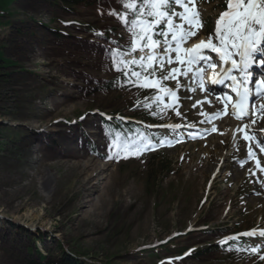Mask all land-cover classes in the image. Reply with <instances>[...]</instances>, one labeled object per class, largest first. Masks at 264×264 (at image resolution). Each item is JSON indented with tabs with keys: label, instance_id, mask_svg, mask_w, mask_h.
I'll list each match as a JSON object with an SVG mask.
<instances>
[{
	"label": "rangeland",
	"instance_id": "374dc122",
	"mask_svg": "<svg viewBox=\"0 0 264 264\" xmlns=\"http://www.w3.org/2000/svg\"><path fill=\"white\" fill-rule=\"evenodd\" d=\"M198 4L212 34L220 8L205 0ZM120 10L122 5L115 2L65 9L55 0H17L12 15L3 20L7 24L0 27V48L16 66L0 69V264H27V247L47 254L57 253L58 244L93 264H156L158 257H150L147 249L165 241L189 248L158 264H233L189 256L208 242L200 230L264 231V167L247 164L248 145L236 142L237 136L224 140L223 125L202 139H175L164 132L166 137L158 133L147 149L119 150L114 145L97 115L116 109L128 116L131 94L100 91V83L111 76L115 48L126 51L130 45L126 26L110 14ZM73 22L90 25L96 33L110 29L112 34L104 38ZM51 29L67 35L57 36ZM144 54L137 51L128 59ZM171 68L158 67L157 77ZM162 86L176 88L177 81L166 80ZM189 97L182 93L164 100L154 112L167 122L206 128L201 115L206 108L196 107V99L183 101ZM262 128L264 121L258 131ZM146 139L132 144H147ZM82 156L96 157L104 171L96 181L106 185L97 215L84 207L78 169L68 164ZM34 172L52 181V188L42 191L31 184ZM250 245L257 252L244 254L237 264H264L262 238H248L243 250Z\"/></svg>",
	"mask_w": 264,
	"mask_h": 264
},
{
	"label": "snow or ice",
	"instance_id": "6c2138e0",
	"mask_svg": "<svg viewBox=\"0 0 264 264\" xmlns=\"http://www.w3.org/2000/svg\"><path fill=\"white\" fill-rule=\"evenodd\" d=\"M121 2L124 11L119 14L115 12L110 14L117 15L129 31L130 48L127 53L119 50L114 52L112 63L115 69L127 78L126 82L133 83L139 88L156 87L168 96H175V92L163 87L162 82L177 80L178 75H188L193 71L192 66L201 62H206L207 67L215 69L218 66L217 63L212 62V58L206 56L203 51L210 49L218 55L220 66V72L215 74L211 83H223L225 79L231 80L236 100L233 103V98L226 95L221 102L227 101L232 104V115L237 120H243L245 116L250 115L245 106L253 93L258 98L264 97V78L254 81V89L248 86L249 80L253 78L251 71L253 67L264 68V0H225L226 10L218 18L215 28V39L218 43L214 44L213 38L209 37L207 43L200 41L191 48H183L182 45L196 34L193 29L199 23V17L197 12L191 10L195 8V0H121ZM176 9H182V11ZM161 48L163 55L156 51ZM137 51L145 54L139 58L124 59L125 55L131 56ZM172 53H175V58L171 55ZM176 62L183 67L171 68L167 75L157 77V66L160 71H163L166 64L171 65ZM225 65L230 66L225 67ZM136 68L140 71H136ZM203 71L204 68H199L194 73L195 76L201 77L200 87L202 89L204 86L201 75ZM234 72L238 73L239 77L233 75ZM133 77L136 79L133 80ZM142 77L145 83H138L137 81ZM153 77L155 79H152ZM177 88H179L178 80ZM153 99L160 100L161 97L157 96ZM217 99L221 98L217 97ZM166 107H172V105H166ZM152 114L157 115L158 113L153 112ZM201 115L206 117L207 122H211L212 119L219 118L220 113H201ZM204 122L201 121V123ZM245 127L248 131L245 132L244 139L255 141L264 152V143L255 140L251 128L248 125ZM213 130L215 131V128ZM237 130L244 131V129ZM113 143L119 150L151 147L150 144L134 145L127 138L120 136H115ZM163 143L165 142L161 141V145ZM252 155V148L249 147V159ZM254 234V232L245 233V235ZM260 234L264 235V231ZM230 239H235V237ZM226 242L221 241L222 244ZM251 251L256 253L257 249L253 248ZM261 259H264V256Z\"/></svg>",
	"mask_w": 264,
	"mask_h": 264
},
{
	"label": "trees",
	"instance_id": "16d2710c",
	"mask_svg": "<svg viewBox=\"0 0 264 264\" xmlns=\"http://www.w3.org/2000/svg\"><path fill=\"white\" fill-rule=\"evenodd\" d=\"M17 0H0V27L2 24L6 25L7 21H3L12 15L11 7ZM58 4L65 8L69 9L71 7L79 6V5H89V4H109L111 2L119 3L122 5L121 0H55ZM124 11L120 10L117 13H122ZM119 20V19H118ZM120 21V20H119ZM121 22V21H120ZM80 29L90 30L91 32L96 33L93 27L87 24L73 22L71 23ZM51 31L57 36H66V32L59 29H51ZM96 34L103 36L104 38H108L109 34H112L110 29H102V31L97 32ZM119 50V49H117ZM120 51V50H119ZM122 52V51H120ZM16 63L12 61L10 58L4 56L3 51L0 48V69H5L7 67L16 66ZM136 71H140L139 68L135 69ZM147 73H145L146 75ZM133 80L136 78L133 77ZM127 78L123 75L122 72L117 71L115 67L112 65L111 76L100 83V91L102 93H129L132 96L126 101L125 110L128 112V116L131 119H136L145 122H154L158 121V116L153 115L152 113L155 110L157 105L146 103L147 98L151 95L152 91L146 88H139L133 85V83L126 82ZM143 77L137 81L138 83H142ZM146 105H148L146 107ZM111 114L120 113V111L116 109L110 110ZM108 128H113L114 125H117L116 128L122 135L125 137L138 136V132H140V125H137L133 122L123 123L118 119L113 120V124L105 122ZM115 131V129H113ZM238 228L233 229L232 231H236ZM203 235H205L208 239V242L200 248L197 247L192 253L191 256L195 259L209 258V259H217V262L223 263H238L240 257V253L236 252L232 249V243H214V238H218L223 234L229 232L228 229H220L216 228L211 229L209 227L200 230ZM58 252L57 253H47L43 254L39 251H32L30 247L26 248L27 255L29 259L27 260V264H93L87 262L86 259L83 258L82 255L76 252H66L65 249L58 244ZM187 246L179 245L177 243L167 242L164 244H160L155 247H151L147 250V253L150 257L161 258L166 256H175L181 254ZM213 257V258H211ZM234 264V263H233Z\"/></svg>",
	"mask_w": 264,
	"mask_h": 264
},
{
	"label": "bare ground",
	"instance_id": "6f19581e",
	"mask_svg": "<svg viewBox=\"0 0 264 264\" xmlns=\"http://www.w3.org/2000/svg\"><path fill=\"white\" fill-rule=\"evenodd\" d=\"M34 56V55H33ZM65 80V79H64ZM64 83V82H63ZM71 85V84H70ZM66 86V85H65ZM64 86V87H65ZM63 87V86H62ZM67 87V86H66ZM65 90V89H64ZM64 92V91H63ZM67 92V91H66ZM72 92V90H71ZM207 95V94H206ZM53 97V96H52ZM73 97V96H72ZM57 98V97H56ZM59 99V98H58ZM57 99V100H58ZM53 101V99H52ZM189 100L186 99L185 102H188ZM210 101V100H209ZM205 103V101H201L200 104L203 105L204 108H208V107H211L210 105H214L215 107L217 106L216 102L215 101H210L211 103ZM50 102V101H49ZM48 102V103H49ZM56 103V102H55ZM63 103V100H60L59 101V104H62ZM62 106V105H61ZM213 106V107H214ZM54 107V106H53ZM51 109V108H50ZM62 112V111H61ZM217 112L220 113L219 117L220 118H223V112L221 111V108L219 107L217 109ZM215 112V113H217ZM264 112V109L263 108H260L259 109V112ZM50 116V115H49ZM31 120V119H30ZM252 120V118H251ZM23 121V120H22ZM231 122V121H230ZM88 123V122H87ZM209 124H212V128H217L218 124L220 125H223L225 128H222V135L224 137V140H228L231 138V140L233 139L234 136L237 135V130L234 126V124H229L228 120L226 119H222L221 121L217 122V120H211V122H208ZM33 124V123H32ZM36 124V123H35ZM34 124V125H35ZM89 124V123H88ZM241 124H246V121H242ZM239 124V127L240 125ZM25 125V124H24ZM44 125V124H43ZM87 125V124H86ZM226 125H229V127H226ZM246 125H248L250 128H251V131L252 133L254 134V137H255V140H258L262 143H264V129L262 131V133L259 134V136L256 134V131L254 130V126H252V124H250V122H248ZM49 126V125H48ZM94 126V124H93ZM231 126V127H230ZM30 127V126H29ZM28 127V128H29ZM221 127V126H219ZM256 127V126H255ZM25 129V128H24ZM53 129V128H52ZM221 129V128H220ZM220 129L218 131H220ZM31 130V129H30ZM35 130V129H34ZM91 130V129H90ZM95 130V128H94ZM58 131V130H57ZM248 131V128H246V132ZM33 132V131H32ZM91 132V131H90ZM200 132H203V130L201 129L199 131ZM60 133V132H59ZM95 133V132H94ZM93 135V133H92ZM221 135V136H222ZM68 136V135H67ZM71 137V136H70ZM223 137H220L223 139ZM39 136L36 137V139H38ZM62 138H67L65 136H63ZM89 138V137H88ZM91 138V137H90ZM94 139V138H93ZM230 140V141H231ZM30 141V140H29ZM34 141V140H33ZM252 142V141H251ZM71 143V142H70ZM81 143V141H80ZM29 144V143H28ZM24 146V145H23ZM30 146V145H29ZM32 146V145H31ZM65 146V145H64ZM31 148V147H30ZM74 150V149H73ZM28 151V150H27ZM72 151V150H71ZM29 152V151H28ZM27 152V153H28ZM61 152V151H59ZM95 152V151H94ZM69 153V152H68ZM31 154V153H30ZM29 155V154H28ZM77 155V153H76ZM98 155V154H97ZM102 156V155H101ZM60 157L61 159L64 158V154H60ZM75 157V156H74ZM96 158V157H95ZM94 157H78V158H75L72 160V162H69V166L73 167V168H77L78 170V177H79V182H80V185H81V188H82V191H84V199H82L83 201V205L84 207H91L92 209L90 211H88L90 214H93V215H97V213L95 212V210H97L99 208V204H100V194L103 190V188H105V186H102L100 185V182H96L98 181L97 180V175H99L101 172H104L102 171V168L98 167L97 163L96 162L97 160H95ZM37 159V158H36ZM259 158L256 159V161H258ZM263 159H264V156H263ZM48 160V159H47ZM37 161V160H36ZM100 163V162H99ZM31 164V163H30ZM42 164V163H41ZM33 168V167H32ZM58 168V167H57ZM50 169V168H49ZM105 169V168H104ZM99 171L98 174H95V171ZM39 173V172H37ZM29 177V175H28ZM31 178V184L35 183L38 185V188L40 190H49L50 188H52V181L50 182L47 178H44L43 175L40 176L37 178L36 175H35V172L30 176ZM104 178V177H103ZM100 181V180H99ZM102 182V181H101ZM106 182V181H105ZM28 183V182H27ZM25 188V187H24ZM57 188V187H56ZM40 192V191H39ZM46 193V192H45ZM94 193H99V196L98 197H95L93 194ZM44 198V196H43ZM50 198V197H49ZM28 203V202H27ZM26 204V203H25ZM18 207V206H17ZM80 214V213H79ZM89 215V214H88Z\"/></svg>",
	"mask_w": 264,
	"mask_h": 264
}]
</instances>
